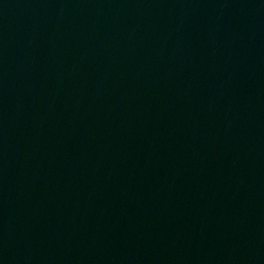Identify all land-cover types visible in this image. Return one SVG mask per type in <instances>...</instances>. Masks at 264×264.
<instances>
[{
	"label": "water",
	"instance_id": "95a60500",
	"mask_svg": "<svg viewBox=\"0 0 264 264\" xmlns=\"http://www.w3.org/2000/svg\"><path fill=\"white\" fill-rule=\"evenodd\" d=\"M0 264H264V0H0Z\"/></svg>",
	"mask_w": 264,
	"mask_h": 264
}]
</instances>
